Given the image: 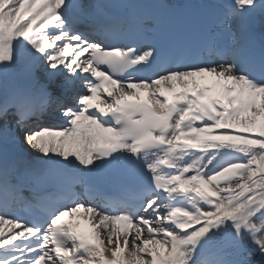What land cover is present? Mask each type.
I'll list each match as a JSON object with an SVG mask.
<instances>
[{
	"label": "snow or ice",
	"instance_id": "6c2138e0",
	"mask_svg": "<svg viewBox=\"0 0 264 264\" xmlns=\"http://www.w3.org/2000/svg\"><path fill=\"white\" fill-rule=\"evenodd\" d=\"M188 7L0 0V264H264V0Z\"/></svg>",
	"mask_w": 264,
	"mask_h": 264
},
{
	"label": "bare ground",
	"instance_id": "6f19581e",
	"mask_svg": "<svg viewBox=\"0 0 264 264\" xmlns=\"http://www.w3.org/2000/svg\"><path fill=\"white\" fill-rule=\"evenodd\" d=\"M255 26L260 27V31H261V33H260V39H261L262 42H264V23H261L260 20L257 19ZM19 67H20V65L17 66L15 69H13V71H17V69H18ZM40 74H41V73H40ZM78 90H79V89H78ZM78 90H77V91H78ZM50 121H51V119H47L46 122H50ZM50 124H52V123H50ZM29 151H31V150H29ZM33 154L35 155V153H33ZM76 219H77L78 221L83 222L79 217H77ZM252 259H253V264H255V261H256L257 257L254 256Z\"/></svg>",
	"mask_w": 264,
	"mask_h": 264
}]
</instances>
